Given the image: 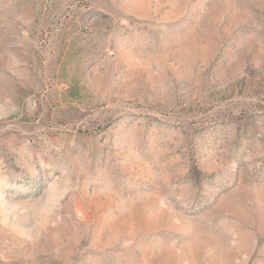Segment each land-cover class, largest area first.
<instances>
[{
  "label": "rangeland",
  "instance_id": "rangeland-1",
  "mask_svg": "<svg viewBox=\"0 0 264 264\" xmlns=\"http://www.w3.org/2000/svg\"><path fill=\"white\" fill-rule=\"evenodd\" d=\"M0 264H264V0H0Z\"/></svg>",
  "mask_w": 264,
  "mask_h": 264
}]
</instances>
